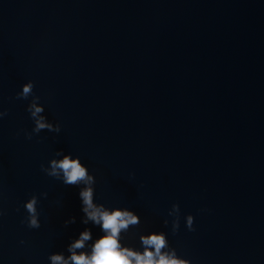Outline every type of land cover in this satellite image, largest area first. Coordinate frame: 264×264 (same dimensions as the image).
I'll return each mask as SVG.
<instances>
[{
  "label": "water",
  "instance_id": "1",
  "mask_svg": "<svg viewBox=\"0 0 264 264\" xmlns=\"http://www.w3.org/2000/svg\"><path fill=\"white\" fill-rule=\"evenodd\" d=\"M32 100L60 133L25 138ZM5 110L0 264H48L84 227L78 189L40 169L60 149L96 176L97 202L140 216L127 242L164 231L193 264H264V0H0ZM34 193L39 229L21 223Z\"/></svg>",
  "mask_w": 264,
  "mask_h": 264
},
{
  "label": "clouds",
  "instance_id": "2",
  "mask_svg": "<svg viewBox=\"0 0 264 264\" xmlns=\"http://www.w3.org/2000/svg\"><path fill=\"white\" fill-rule=\"evenodd\" d=\"M21 91L16 99L27 100L33 92V83L28 81L21 86ZM26 111L32 120L31 131L22 130L28 140L38 137L41 131L60 133L59 122L53 123L43 115L44 108L36 100H32ZM7 115V110L0 112V119ZM19 134V133H18ZM41 171L48 177L61 182L66 186H75L78 189L77 197L80 205V223L84 227L69 239L65 248L61 251L50 252L47 255L48 264H193L192 260L178 255L168 239V233L164 231H142L138 234V246L127 242L126 234L130 228L141 223L140 216L132 209L121 206H106L95 199L96 176L90 171L79 155L65 152L63 149L55 151L47 164L40 165ZM134 174H130L132 176ZM40 196L48 198V192L43 191ZM40 200L34 193L23 201L22 207L25 215L21 223L29 229L41 227ZM56 204L60 201L56 200ZM19 211V208L17 209ZM5 210L0 208V217ZM163 223L168 226L171 223V232L176 234L180 228V207L173 204L167 213ZM76 217L70 216L64 220V226L76 223ZM185 227L189 231H195L194 216L187 214L183 217ZM93 228L98 233H93ZM135 238V234L132 237ZM24 243L23 240L20 241Z\"/></svg>",
  "mask_w": 264,
  "mask_h": 264
}]
</instances>
